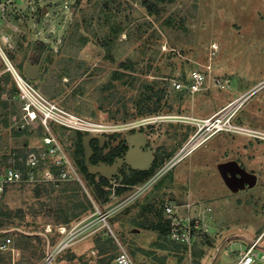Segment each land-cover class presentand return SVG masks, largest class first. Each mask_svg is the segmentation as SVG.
<instances>
[{"label":"rangeland","instance_id":"rangeland-1","mask_svg":"<svg viewBox=\"0 0 264 264\" xmlns=\"http://www.w3.org/2000/svg\"><path fill=\"white\" fill-rule=\"evenodd\" d=\"M50 7L38 37L49 44L44 74L32 84L60 109L61 120L47 121L46 126L41 111L30 120L28 98L18 96L14 79L9 80L2 96L8 98L6 105L0 104V118L3 114L8 118L6 126L0 125V165L8 161L20 165L26 150L38 145L49 130L71 163L63 169L78 178L51 182L47 193L38 183L12 188L0 206L10 212L9 220L34 229L33 233L45 232L52 223V241L62 237L57 225L75 226L79 233L71 243L101 235L109 238L105 246L112 245V253L118 240L138 264H234L239 252L263 230L258 225V230L247 232L255 214L264 216V0H53ZM19 25L26 32L16 48L6 51L14 66L24 54L25 63L34 56L32 45L38 40L31 35L33 27L21 21ZM127 58L133 63L125 70L121 62ZM196 69L206 75L199 92L173 87L174 79L185 80ZM17 71L21 74L23 67ZM122 71L126 75L118 77ZM7 72L11 71L0 56V76ZM146 80L165 92L160 108L140 113L133 100L144 91ZM125 98L127 109L121 111ZM209 117H223L226 127H232L206 129L201 119ZM134 131L145 134V150L168 155L146 179L109 196L103 208L93 201L92 210L68 222L55 223L50 217V223L44 224L41 215L34 214L39 202H45L62 217L79 211L74 204L83 201L82 191L92 198L85 187L89 178L75 164L76 132L96 136L101 154L125 146L117 155L124 157L126 136ZM234 162L255 174V181L241 178L231 166ZM127 168L123 163L110 177L111 192L119 188ZM98 178L99 173L95 182ZM73 180H78L82 191L59 192L58 184ZM182 180L185 185L179 184ZM217 199L220 202L213 203ZM167 202L188 218L183 221L191 227L186 244L172 243L161 232L166 230ZM201 203L211 206V212L194 227L197 217L190 208ZM209 226L215 230L209 231ZM147 231L148 238L142 239ZM6 233L0 230V242ZM9 237L8 248L0 249V264H97L96 254L90 253L70 261L71 243L47 262L36 234L14 230ZM257 250L264 252V232Z\"/></svg>","mask_w":264,"mask_h":264},{"label":"built area","instance_id":"built-area-1","mask_svg":"<svg viewBox=\"0 0 264 264\" xmlns=\"http://www.w3.org/2000/svg\"><path fill=\"white\" fill-rule=\"evenodd\" d=\"M52 4L53 0H0V56L6 68L9 69L13 75L14 82L19 90L18 96L21 98H28V103L26 105L31 107L28 112L29 119L35 120L37 115L36 112L41 111L43 114V123L46 126L47 123L52 122V120H61L59 117L61 115L57 111L60 109L55 104H51L49 99L43 94L41 95L35 90L32 84L34 83L33 81L26 79L18 73L12 61L6 55V51L16 48L20 36L24 35L26 32L23 27L24 30L21 29L19 21L23 24L26 22L28 25L27 28L29 26L33 27L31 35L33 36V34H35L38 39L42 33L40 29L41 23L45 16L49 14ZM43 7H45L44 11L42 10ZM205 80V72L196 69L188 74L186 80L182 78L174 79L173 81L175 84L173 87L176 90L197 93L203 88L201 86L204 85ZM32 91L35 93L33 94ZM3 98L6 99L7 97L5 96ZM210 119L211 117L201 119L202 123L204 122L206 124V129H213L216 132L232 127H230V124H228L229 127H226L227 123L223 117ZM187 150L189 151L191 148ZM180 152L178 154H180ZM178 158L179 156L173 158L171 160L172 163L169 161L164 168H166V166L168 167L170 163L173 164ZM66 164L68 167L71 166L68 157L60 147L57 137L48 130L47 135L39 141L38 145L26 150L25 157L21 160L20 165L14 162L12 163L11 161H8L5 166L0 165V197L4 193L6 186L11 184L56 183L59 180L78 178V176H75V172L68 174L69 171L67 172L63 169V166ZM53 168L58 169V173L54 172ZM114 196L115 194L112 192L110 197ZM163 212L168 224V231L166 234L168 240L179 245L188 243L191 239L190 225H186L183 222L181 216L174 211L173 205L168 202L164 205ZM105 215L106 214L102 215L103 219H105ZM198 223H200V219H196L194 227H197ZM45 231H52L49 224L46 225ZM56 232L60 233L62 237L54 248H52L49 255L46 254L45 259L47 262H50L57 253L67 247L71 243V240L79 233L75 226L68 229L66 225L61 224L56 226ZM261 234L262 233L251 240L243 252H239V257L235 259L234 264H255L258 262L264 264V252L257 250V248H259ZM10 242L11 239L6 237L0 242V249H7ZM91 254H95V252L91 250ZM113 262L114 264H138L129 251L118 240ZM216 264L225 263L220 261Z\"/></svg>","mask_w":264,"mask_h":264},{"label":"trees","instance_id":"trees-1","mask_svg":"<svg viewBox=\"0 0 264 264\" xmlns=\"http://www.w3.org/2000/svg\"><path fill=\"white\" fill-rule=\"evenodd\" d=\"M150 11H152V10H150ZM48 45H49L48 42H45L43 39L36 40L35 43L32 45L33 49L35 51L34 56L32 58L27 59V60L32 61V62L37 60L40 57V55L44 51L47 50ZM25 55L26 54L23 55L22 61L20 63H18V65H15L16 69H20V67L21 68L24 67ZM10 57L13 58V54H10ZM149 61H151V60H149ZM149 61L147 63H149ZM132 63L133 62L129 58H127L121 62V66L125 70L130 69L132 67L131 66ZM148 66L150 67L151 64H148ZM117 73L119 75L118 77H124L126 75V72H123V71L117 72ZM21 74L24 76V74L22 72H21ZM181 78H182V76H181ZM183 78L185 79V77H183ZM9 80L10 81L13 80V76H12L11 72H7V74H5V76H0V104H3V105H6V100H4V98H2L3 94L6 93V88H5L4 84H6ZM13 81H12V84H13L14 91L16 93L17 87H15L16 84ZM143 90L144 91L142 92V94L138 98L133 100V106L138 109V112H140V113L141 112H143V113L144 112H150V111H154V110L160 108L161 103H162V98H163V95L165 92L164 87L157 88L155 90L153 85L149 84L146 80L144 82ZM177 91H182V90H177ZM6 99H8V98H6ZM127 99L128 98L123 99L119 110L124 111L127 109L126 108ZM7 122H8V118H7L6 114H3L2 118H0V125L6 126ZM75 136H76V140H75V148H76L75 149V152H76L75 160L76 161H75V164L77 165V168L81 172V174H83L86 178H89V182L86 184L85 187H87L88 190L90 191L92 198L89 195H87L86 192L82 191V188H81L78 180L77 181L73 180V181L61 182L60 184H58L60 193H65V192L72 190V189H74V191H82L83 201L78 202L77 204H74V207L78 208L79 211H77V212L75 211L72 213L68 212V214H64L62 217H60V215L57 213V211L50 208L49 205H47V203L39 202L38 208L34 214L35 215H41V218L43 219L42 222L44 224L50 223L49 222V219H51L50 217H53V220L55 221V223L62 222V221L68 222L70 219L76 217L81 212L92 210L93 209V201L95 203H97V205L100 208H103L102 205L106 201H108V198L111 194L110 178H107V177L99 174L98 181L95 182V180H94L95 174L90 173L88 171V165H87L86 160H85L84 148H83V143H82V140L84 137H83L81 132H76ZM89 145H90L91 150H92V154L88 159L89 164H96L100 161L105 162L107 164H111L114 161L115 156L118 155V153L120 151L124 150V147H125V146H120V147H117L115 149L110 150V152H107L105 154H101V152H99V148L97 147V145H98L97 139H95V138L90 139ZM167 158H168V155L163 156L161 154H155L154 159H153V163H152L150 169H148V170H138V169H132V168L128 167L124 180L121 181V184L118 185L119 188H116L114 192L116 194H121L122 192L126 191L130 185H136V184L142 182L144 179H146L149 176L150 171L153 167H155L159 163L164 162ZM29 184H32V183H20V184L18 183V184H11V185L6 186L4 193L0 197V206H1L2 202L5 200L7 193L9 191H11L12 188H17L18 186L21 187L23 185H29ZM43 184L44 183H41V184L38 183L36 186L40 187V188L41 187L45 188V192L47 193L46 188H50L49 186H52V183H50V182L46 183V184H44V186H43ZM46 186H48V187H46ZM104 186H108V189L107 190L104 189ZM62 196H63V194L60 197L62 198ZM130 205H132V204H130ZM130 205L125 207L122 210V212L124 213L125 211H127L129 209V207H131ZM144 207L147 209H151L149 204H146ZM10 217H11L10 212H5L2 209V207H0V230L1 231H3L2 229L9 230L11 228L13 229L12 231H14V230L19 231L20 230L19 232H21V233H23L24 231L34 230V229L24 228L21 223L12 222L11 220H9ZM20 217H22V216H20ZM116 218H117V216L114 217V219H116ZM50 224H52V223H50ZM165 224H166V226H165L166 230H162L161 232L166 236L167 231H168V224H167V222H165ZM10 232L11 231H7L5 236L9 237ZM204 238H208V240L212 242V239H210V235L208 233H205ZM108 239L109 238L102 239L101 235L97 236V238L94 239V247L96 249V252H95L96 255L95 256L97 257V260H96L97 264H111L113 262L116 251H114L112 253V251H113L112 245H110L108 247L105 246L108 243ZM50 242H52V241L50 240ZM82 257H84V255H81V257L78 258L74 254H72V256H70L69 260L73 261L74 259H81Z\"/></svg>","mask_w":264,"mask_h":264},{"label":"water","instance_id":"water-1","mask_svg":"<svg viewBox=\"0 0 264 264\" xmlns=\"http://www.w3.org/2000/svg\"><path fill=\"white\" fill-rule=\"evenodd\" d=\"M44 9L45 7L42 8L43 11ZM40 65H41V61L35 65L32 64L31 62H27L24 65V75L30 80H36L40 73ZM89 139H90V135L84 137L82 140V143H83V148H84L85 160L88 165V171L90 173H94V174L99 173L107 178H110L115 173V171L118 169V167L121 166L123 163H126L128 166H130L133 169L148 170L153 160L152 152L150 150L143 149L146 143V140H147L145 134L138 131V132L131 133L130 135L126 137V141L128 143V149L124 155V158H117L111 164H107L102 161L96 164H89L88 159L92 154V150L89 145ZM232 165H235L236 167H238L239 170L241 169L240 166H238L237 163L235 162ZM240 171L241 172L239 173L241 175V178L245 176L246 179L255 181L256 179L255 174L251 172H247L242 169ZM12 230L13 229L11 228L9 230H3V232L12 231ZM213 230H214L213 227H209V231H213ZM23 233L29 234L31 232L24 231ZM50 251L51 249H50V245L48 242L47 247H46V254L49 255ZM255 264H262V263L258 262Z\"/></svg>","mask_w":264,"mask_h":264},{"label":"crops","instance_id":"crops-1","mask_svg":"<svg viewBox=\"0 0 264 264\" xmlns=\"http://www.w3.org/2000/svg\"><path fill=\"white\" fill-rule=\"evenodd\" d=\"M224 163V162H223ZM177 183H179V182H177ZM179 184H183V185H185L184 184V181L182 180ZM112 193V192H111ZM123 193V192H122ZM121 193V194H122ZM114 194H115V196H118V195H120V194H116L115 192H114ZM114 196V197H115ZM134 201V200H133ZM137 202V201H136ZM136 202H134V203H136ZM217 202H220V200H218L217 199V201L216 202H213V203H216L217 204ZM172 203V202H171ZM170 203V204H171ZM173 204V203H172ZM136 205H138V204H136ZM118 208L119 207H117L116 209H117V211H118ZM191 209V215H195V217H197V219H203V220H206V218H208V216L210 215V212H211V206H209L208 208L206 207V205L204 204V203H201L200 205H197V206H195V209H193V208H190ZM210 210V211H209ZM237 211V210H236ZM183 216H185V215H183ZM182 217V216H181ZM186 217H187V215H186ZM191 217V216H190ZM182 219H183V221H185L186 219H188V218H184V217H182ZM241 219V218H240ZM253 219H254V224L253 223H251V224H249L248 223V221H245V222H247L248 224H247V227H248V229H247V232H250V231H252L253 232V230H254V227L256 228L258 225H259V227H260V229H262L263 228V230L261 231V233H263L264 232V216H260V215H258V214H255L254 216H253ZM51 225V224H50ZM51 226H53V225H51ZM210 227V226H209ZM208 227V228H209ZM257 229V228H256ZM214 230H215V228H214ZM213 230V231H214ZM258 230V229H257ZM27 232H31V233H29V234H27V235H33V234H36L37 236H39V238L40 239H42V243L44 244V249H45V253H46V247H47V243L49 242V245H50V249H51V247L52 246H54V245H51V244H53V243H57L58 242V240L61 238V236H59L57 239H56V241H52V239H51V237L49 236V235H51V232H47V231H45V232H40V231H35L34 233H33V231H27ZM146 233V234H145ZM144 234H143V236H142V239H144L145 237H147L148 238V236H149V232L147 231V232H145ZM148 233V234H147ZM243 233V232H242ZM244 233H246V231L244 232ZM238 236H241L240 235V233L239 234H237ZM96 237H92V236H89L88 238L87 237H85L84 239H82V240H78V241H74V242H72L71 244H70V246L68 247L69 248V254H70V256H72V254H74L75 256H77L78 258H80L81 257V255H90L91 254V250H93V251H95L96 252V249H95V247H94V239H95ZM105 237H103L102 236V239H104ZM50 240L52 241V242H50ZM15 249H17V248H15ZM90 253V254H89ZM74 260H78V259H74Z\"/></svg>","mask_w":264,"mask_h":264},{"label":"flooded vegetation","instance_id":"flooded-vegetation-1","mask_svg":"<svg viewBox=\"0 0 264 264\" xmlns=\"http://www.w3.org/2000/svg\"><path fill=\"white\" fill-rule=\"evenodd\" d=\"M47 51V50H46ZM46 51H44L41 55H40V57L37 59V60H35L33 63H32V61H28V62H31L32 64H37V63H39L40 61H41V65H40V73H39V76H38V78H40V77H42L43 76V74H44V72H43V70H44V65H43V58H44V56H45V54H46ZM27 63V62H26ZM25 63V64H26ZM24 64V65H25ZM23 74H24V67H23V72H22ZM22 75V74H21ZM23 76V75H22ZM23 77H25L26 79H27V77L24 75ZM37 78V79H38ZM37 79L36 80H31V81H33L34 83H37L38 81H37ZM30 80V79H29ZM134 132H138V131H134ZM134 132H132V133H134ZM141 132V131H140ZM143 133V132H142ZM131 134V133H130ZM129 134V135H130ZM127 137V136H126ZM93 138H95V139H97V137L96 136H91L90 135V139H93ZM89 139V140H90ZM98 140V139H97ZM147 141V140H146ZM127 149H128V146H127V148H126V151H127ZM143 149H144V147H143ZM145 150V149H144ZM126 151H125V153H126ZM125 155V154H124ZM152 155H153V159H154V153H152ZM117 158H124V157H117V155L115 156V158H114V161L117 159ZM113 161V162H114ZM152 163H153V160H152V162H151V165H152ZM126 164V163H125ZM151 165H150V167H151ZM122 166V165H121ZM121 166H119V167H121ZM231 166H233V168L236 170V171H239L240 172V170L238 169V167H236L235 165H232L231 164ZM128 167H130V166H128ZM150 167H149V169H150ZM131 168V167H130ZM133 169V168H132Z\"/></svg>","mask_w":264,"mask_h":264},{"label":"bare ground","instance_id":"bare-ground-1","mask_svg":"<svg viewBox=\"0 0 264 264\" xmlns=\"http://www.w3.org/2000/svg\"><path fill=\"white\" fill-rule=\"evenodd\" d=\"M213 47H214V46H213ZM212 134H213V133H212ZM191 146H193V147H194L195 145H191ZM191 146H190V147H191Z\"/></svg>","mask_w":264,"mask_h":264}]
</instances>
